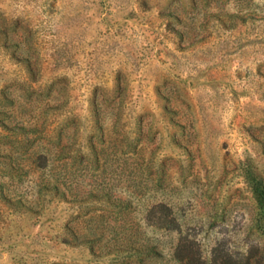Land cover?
I'll list each match as a JSON object with an SVG mask.
<instances>
[{"label":"rangeland","instance_id":"1","mask_svg":"<svg viewBox=\"0 0 264 264\" xmlns=\"http://www.w3.org/2000/svg\"><path fill=\"white\" fill-rule=\"evenodd\" d=\"M264 0H0V264H264Z\"/></svg>","mask_w":264,"mask_h":264},{"label":"trees","instance_id":"2","mask_svg":"<svg viewBox=\"0 0 264 264\" xmlns=\"http://www.w3.org/2000/svg\"><path fill=\"white\" fill-rule=\"evenodd\" d=\"M261 194H262V198H263V200H264V186L261 188Z\"/></svg>","mask_w":264,"mask_h":264}]
</instances>
